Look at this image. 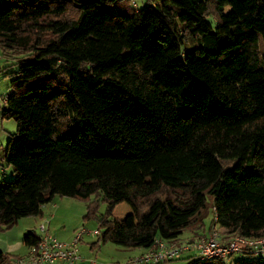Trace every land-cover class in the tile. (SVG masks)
Wrapping results in <instances>:
<instances>
[{
  "label": "trees",
  "instance_id": "trees-1",
  "mask_svg": "<svg viewBox=\"0 0 264 264\" xmlns=\"http://www.w3.org/2000/svg\"><path fill=\"white\" fill-rule=\"evenodd\" d=\"M145 1L0 0L1 117L17 124L0 145V231L60 196L96 218L95 247L193 241L214 217L264 237V0ZM121 202L131 212L112 216ZM20 257L0 249V264Z\"/></svg>",
  "mask_w": 264,
  "mask_h": 264
},
{
  "label": "rangeland",
  "instance_id": "rangeland-1",
  "mask_svg": "<svg viewBox=\"0 0 264 264\" xmlns=\"http://www.w3.org/2000/svg\"><path fill=\"white\" fill-rule=\"evenodd\" d=\"M137 7L146 6L145 0H133ZM11 63L10 60L1 54L0 51V145L4 149L7 142L12 134L15 133L17 124L13 118H3L1 117V110L4 104V96L8 92L9 77L7 73L13 69V67H7ZM13 169L11 166L5 163L0 164V181L9 180L13 177ZM59 203L61 205V210L54 220L48 219V216L44 218L27 216L20 218L13 227L10 229L0 231V248L10 254L16 256H23L25 247L22 244L23 230H28L32 226L36 234H40L39 225L44 220L46 225L49 226V232L53 230V226H58L59 229L65 224L66 229L62 231L63 237H70L71 240L74 237L75 231L80 228H85L87 232L82 235V238L77 243V253L82 257L86 264H127L129 259L140 253V249L126 248L116 245L112 242H105L100 244L99 247H95L94 242L96 241V235L93 233L94 230L98 228L96 218H85L86 206L83 201H78L69 197L55 196L51 199L50 203ZM105 211V204L101 203L99 205L98 213H103ZM131 212L129 205L125 202L117 204L113 211L112 216L122 218ZM29 220H32L33 224L29 225ZM64 221V224L61 222ZM207 221V220H206ZM208 223V222H207ZM25 230V231H26ZM53 235V233H52ZM69 240V241H71ZM7 243L12 244L8 246ZM194 252L180 255L178 258L172 261H167L160 264H186L183 259L187 256H194ZM241 254H234L227 259H224L225 264H230L232 260L240 257Z\"/></svg>",
  "mask_w": 264,
  "mask_h": 264
},
{
  "label": "built area",
  "instance_id": "built-area-1",
  "mask_svg": "<svg viewBox=\"0 0 264 264\" xmlns=\"http://www.w3.org/2000/svg\"><path fill=\"white\" fill-rule=\"evenodd\" d=\"M215 219L214 217V223L205 237L179 242L155 239L150 248L131 257L128 264H157L175 259L185 252H194V256L201 261L227 259L242 252L264 255V237L247 238L238 234H226L219 229ZM46 226L45 220L40 223L38 242L29 246L27 254L17 258L15 264H73L80 258L76 247L82 235L87 232L85 228L76 230L71 241H61ZM93 233L96 234L97 229Z\"/></svg>",
  "mask_w": 264,
  "mask_h": 264
},
{
  "label": "crops",
  "instance_id": "crops-1",
  "mask_svg": "<svg viewBox=\"0 0 264 264\" xmlns=\"http://www.w3.org/2000/svg\"><path fill=\"white\" fill-rule=\"evenodd\" d=\"M50 201L51 200H49L47 203H45L42 207H41V214H40V216H33V217H39V218H44L45 216H48L47 218L48 219H51V220H54L56 217H57V215H58V213L60 212V210H61V205L59 204V203H51V204H49L50 203ZM62 224H64V221L63 222H61ZM30 224H33L32 223V220H29V225ZM32 227H34V226H32ZM32 227L30 228V226H28V227H25V228H28V230H26V229H22L23 230V232L24 233H26L27 231H29V230H31L32 229ZM47 228L49 227V226H46ZM64 229H66V226H65V224L62 226V228L61 229H59L58 228V226H53V230L51 231L52 233H53V236L55 237V238H57L58 240H61V241H69V240H71V238H72V235L70 236V237H63L62 236V231L64 230ZM26 230V231H25ZM23 233V234H24ZM51 233V234H52ZM96 235V234H95ZM23 236V235H22ZM82 238V237H81ZM22 241V240H21ZM22 244H23V242H22ZM7 245L10 247V246H12V244H9V243H7ZM24 245V244H23ZM24 247H25V250H24V253H23V256H25L26 254H27V247L24 245ZM1 249V248H0ZM2 250V249H1ZM144 250H142V249H140V253H142ZM5 252V251H4ZM139 253V254H140ZM184 254V253H183ZM182 255V254H181ZM80 256V255H79ZM188 257V256H187ZM60 264H67V263H65V262H62V263H60ZM73 264H86L85 263V261H83V259H82V257L80 256V258L78 259V260H76ZM94 264V263H93ZM95 264H97V263H95Z\"/></svg>",
  "mask_w": 264,
  "mask_h": 264
}]
</instances>
